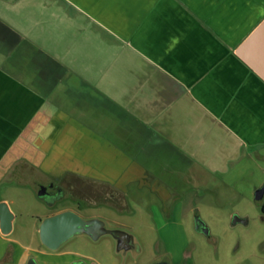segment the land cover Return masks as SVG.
Wrapping results in <instances>:
<instances>
[{
    "label": "crops",
    "instance_id": "1",
    "mask_svg": "<svg viewBox=\"0 0 264 264\" xmlns=\"http://www.w3.org/2000/svg\"><path fill=\"white\" fill-rule=\"evenodd\" d=\"M54 2L0 13V186L39 177L65 191L70 178L124 193L151 171L155 138L193 172L205 119L238 146L264 145V82L235 55L264 0ZM15 215L0 264H84L14 239Z\"/></svg>",
    "mask_w": 264,
    "mask_h": 264
},
{
    "label": "rangeland",
    "instance_id": "2",
    "mask_svg": "<svg viewBox=\"0 0 264 264\" xmlns=\"http://www.w3.org/2000/svg\"><path fill=\"white\" fill-rule=\"evenodd\" d=\"M12 2L32 13H41L45 5L51 11L58 8L54 0L3 4L0 0V13L17 9ZM196 116L195 126L200 114ZM204 123L206 139H200L193 172L186 171L190 163L155 138L151 141L158 144L147 146L142 155V164L151 171L140 185L131 184L124 193L105 184L69 178L63 185L67 197L50 207L46 197H39V177L27 180L25 186L14 181L1 185L0 196L8 189L5 196L13 201L18 216L12 237L31 248L44 247L39 218L70 210L84 219L95 216L108 229L124 231L132 247L119 250L110 235L96 241L78 235L56 251L67 260L84 264H95L96 258L100 264H264V199L255 200L256 191L264 186V145L238 146L207 119ZM130 137L138 139L135 130H130ZM130 149L137 153L135 147ZM171 154L174 161L167 160ZM198 167L207 172L201 173ZM196 215L209 228V237L195 230ZM235 215L246 218L248 224L233 225ZM31 256L42 264L34 253Z\"/></svg>",
    "mask_w": 264,
    "mask_h": 264
},
{
    "label": "water",
    "instance_id": "3",
    "mask_svg": "<svg viewBox=\"0 0 264 264\" xmlns=\"http://www.w3.org/2000/svg\"><path fill=\"white\" fill-rule=\"evenodd\" d=\"M235 55L264 82V19L259 25L240 43L235 50ZM47 187H42L39 197L45 198ZM264 199V186L255 193V200ZM16 215L7 201L0 202V232L3 236H10L14 231ZM232 224H248L246 218L235 215ZM195 230L210 236V230L199 215L195 216ZM128 235L120 231H110L105 223L97 218L84 219L79 214L66 210L44 218L40 223L39 235L41 243L50 251L59 250L66 242L78 235H87L93 240H99L102 236L112 235L118 242L119 250L127 249L123 245V237ZM30 264H35L31 262Z\"/></svg>",
    "mask_w": 264,
    "mask_h": 264
},
{
    "label": "flooded vegetation",
    "instance_id": "4",
    "mask_svg": "<svg viewBox=\"0 0 264 264\" xmlns=\"http://www.w3.org/2000/svg\"><path fill=\"white\" fill-rule=\"evenodd\" d=\"M67 192L66 190L64 191L63 189H61L60 187H56L53 185H49L47 186V195H46V200L53 206L56 204V202L64 199L67 197ZM114 195H111V198L113 199ZM117 204V203H116ZM91 218H96V217H90ZM106 227V226H105ZM107 228V227H106ZM108 229V228H107ZM110 231H120V232H124L122 230H111L108 229ZM125 233V232H124ZM127 234V233H126ZM128 235V234H127ZM112 236V235H110ZM118 236L123 237L124 243L123 245L126 246L127 248H131L132 247V239L131 237L128 235V238L126 237V235L122 236L121 234H119ZM113 237V236H112ZM115 238V237H114ZM117 241V240H116ZM166 264V263H164Z\"/></svg>",
    "mask_w": 264,
    "mask_h": 264
},
{
    "label": "trees",
    "instance_id": "5",
    "mask_svg": "<svg viewBox=\"0 0 264 264\" xmlns=\"http://www.w3.org/2000/svg\"><path fill=\"white\" fill-rule=\"evenodd\" d=\"M262 212H263V214H264V206H263V208H262Z\"/></svg>",
    "mask_w": 264,
    "mask_h": 264
}]
</instances>
